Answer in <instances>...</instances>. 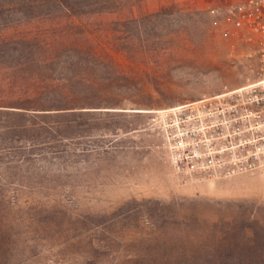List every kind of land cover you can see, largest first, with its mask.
<instances>
[{
    "label": "rangeland",
    "instance_id": "obj_1",
    "mask_svg": "<svg viewBox=\"0 0 264 264\" xmlns=\"http://www.w3.org/2000/svg\"><path fill=\"white\" fill-rule=\"evenodd\" d=\"M243 1L0 0V264H264V169L182 186L150 122L257 78Z\"/></svg>",
    "mask_w": 264,
    "mask_h": 264
},
{
    "label": "built area",
    "instance_id": "obj_2",
    "mask_svg": "<svg viewBox=\"0 0 264 264\" xmlns=\"http://www.w3.org/2000/svg\"><path fill=\"white\" fill-rule=\"evenodd\" d=\"M223 15L245 30L257 78L230 92L153 113L151 125L183 185L264 169V0L231 4Z\"/></svg>",
    "mask_w": 264,
    "mask_h": 264
},
{
    "label": "trees",
    "instance_id": "obj_3",
    "mask_svg": "<svg viewBox=\"0 0 264 264\" xmlns=\"http://www.w3.org/2000/svg\"><path fill=\"white\" fill-rule=\"evenodd\" d=\"M13 108H15V107H13ZM18 109H19V108H18ZM77 109H80V108H77ZM77 109H76V110H77ZM58 110L68 111V110H71V108L66 107V108H61V109H58Z\"/></svg>",
    "mask_w": 264,
    "mask_h": 264
},
{
    "label": "crops",
    "instance_id": "obj_4",
    "mask_svg": "<svg viewBox=\"0 0 264 264\" xmlns=\"http://www.w3.org/2000/svg\"><path fill=\"white\" fill-rule=\"evenodd\" d=\"M175 176V175H174ZM176 177V176H175ZM177 178V177H176ZM178 179V178H177ZM179 180V179H178ZM180 182V181H179ZM180 184H181V182H180ZM197 185L196 183H191V184H185V185H183V184H181L182 186H190V185Z\"/></svg>",
    "mask_w": 264,
    "mask_h": 264
}]
</instances>
